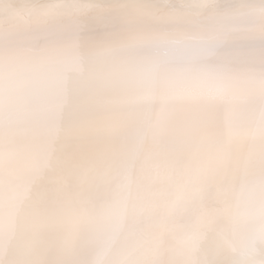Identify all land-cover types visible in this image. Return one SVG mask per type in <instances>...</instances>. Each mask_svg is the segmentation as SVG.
<instances>
[{
  "label": "snow or ice",
  "instance_id": "snow-or-ice-1",
  "mask_svg": "<svg viewBox=\"0 0 264 264\" xmlns=\"http://www.w3.org/2000/svg\"><path fill=\"white\" fill-rule=\"evenodd\" d=\"M0 264H264V0H0Z\"/></svg>",
  "mask_w": 264,
  "mask_h": 264
}]
</instances>
